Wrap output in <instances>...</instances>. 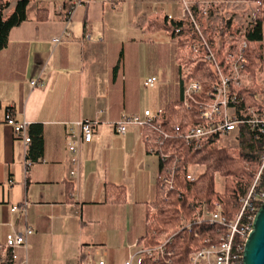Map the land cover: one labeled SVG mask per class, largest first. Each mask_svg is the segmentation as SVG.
I'll return each instance as SVG.
<instances>
[{
  "label": "crops",
  "instance_id": "1",
  "mask_svg": "<svg viewBox=\"0 0 264 264\" xmlns=\"http://www.w3.org/2000/svg\"><path fill=\"white\" fill-rule=\"evenodd\" d=\"M6 1L8 16L19 0ZM168 14L178 17V0H30L26 20L9 31L0 49V244L11 225L30 226L27 264H78L85 246L95 260L124 264L130 245L147 234L160 162L147 153L143 127L130 125L121 135L114 122L146 109L160 115L180 100L176 39L146 30ZM150 76L158 79L153 87L144 84ZM32 79L44 86L32 87ZM8 107L28 133L41 127L39 152L5 123ZM85 119L98 122L71 177L68 127ZM27 157L35 160L28 172ZM106 182L123 185L126 202H105ZM24 201L25 219L10 212Z\"/></svg>",
  "mask_w": 264,
  "mask_h": 264
},
{
  "label": "built area",
  "instance_id": "2",
  "mask_svg": "<svg viewBox=\"0 0 264 264\" xmlns=\"http://www.w3.org/2000/svg\"><path fill=\"white\" fill-rule=\"evenodd\" d=\"M251 3L248 0H178L179 15L176 20L188 21L197 38L196 42L189 45L182 61V92L179 101L186 109L197 110L200 122L190 124L185 130L178 123L173 124L169 130H162L156 123L159 115L149 109L144 110L141 116L122 114L114 122L115 132L121 135L126 134L130 125L150 127L155 131L159 137L147 149V153L158 157L159 162H166L169 157L161 151L159 145L172 136L183 138L195 149H204L211 144L226 147L220 140L227 137L261 144L260 165L247 193L240 198L239 210L233 219L228 220L219 201L211 205L203 202L195 208L194 216L182 221L178 231L172 235L151 230V237L147 239L153 237L155 242L146 244L138 240L132 243L124 264H135V261L143 258L170 264L174 257L171 247L173 238L192 225L216 226L221 231H217L215 239L218 242H215L214 237L201 236L200 231L190 230L194 238H202L203 245L189 252V264H242L245 241L252 230L255 214L264 200V61L254 67L253 71L249 69L251 51L247 30L256 20V10L240 13L234 7H246ZM167 18L175 19L172 14H168ZM260 31L258 42L264 45V20L260 24ZM58 41L59 38H55L53 42ZM198 63L210 66L216 78L211 83V89H206L201 81L192 76V69ZM157 81V77L150 76L144 84L153 87ZM30 85L41 87L44 82L32 79ZM4 121L11 127L15 137L22 139L25 146H28L31 141L28 124L25 121L17 122L10 107L5 111ZM97 122L95 119H85L68 127L67 149L70 153L71 177L79 174L80 146L91 141ZM34 162L31 158L25 159L26 172ZM166 173L168 176L165 183L172 189L175 166L167 167ZM188 178L193 181L195 176L189 172ZM27 205V201L12 205L10 212L20 213L25 219ZM148 225L152 226L153 223L148 222ZM32 233L33 229L28 225L22 228L11 225L4 243L0 244V261L3 264H27V240ZM81 256L84 258L82 264H105L102 257L94 259L91 246L83 247Z\"/></svg>",
  "mask_w": 264,
  "mask_h": 264
},
{
  "label": "trees",
  "instance_id": "3",
  "mask_svg": "<svg viewBox=\"0 0 264 264\" xmlns=\"http://www.w3.org/2000/svg\"><path fill=\"white\" fill-rule=\"evenodd\" d=\"M256 3V20L248 27L247 40L250 47V66L251 71L264 61L262 49L264 45L258 41L261 37L260 24L264 20V0H248ZM30 0H19L14 11L4 15L5 9L9 3L6 0H0V49H3L8 42L9 31L20 26L27 18L26 11ZM66 5V4H64ZM45 9L38 12L41 19L47 16ZM148 32L165 31L176 39L178 57L180 61L185 58L186 50L191 43L197 41L188 21L176 19H152L146 27ZM192 76L201 81L206 89H211V83L216 78L212 73L210 66L206 63H198L192 69ZM251 103V101H248ZM201 121L199 113L195 109H186L181 102H169L161 111L156 123L162 130H169L173 124H180L182 130L192 123ZM33 131L29 133L31 140L35 143L38 152L42 146V130L39 125H33ZM145 135L148 139L145 141L146 149L153 146L159 135L150 127H144ZM245 144V145H244ZM244 150L238 154L234 150L226 147H217L211 144L204 149H195L191 143L183 138L174 137L164 140L160 145L161 151L169 157L166 162L159 164L157 176L156 196L152 202L146 205V221L153 222L148 226L146 236L143 240L146 244L155 242L151 237L150 231L165 232L168 235L178 231L182 221L189 220L194 216V210L201 203L213 204L219 201L222 205L223 214L228 220H231L237 214L240 202L239 199L244 196L255 176V172L260 165V153L262 146L254 141H244ZM175 166L173 178V188L165 183L167 167ZM192 166H201L203 171L197 174L193 181L189 180V168ZM216 176L223 181V189H216ZM264 181V171H263ZM67 192L72 193V186L67 185ZM127 193L123 185H116L106 182L104 184V201L112 204H121L126 202ZM216 226H196L192 225L190 229H183L173 238L171 247L174 250V257L170 264H189L188 254L194 249H199L203 245L202 238H194L193 230L200 231L201 236L209 235L214 237L215 242L217 231H221ZM83 256L80 257L78 264L83 263ZM140 264H165L155 262L149 258H143Z\"/></svg>",
  "mask_w": 264,
  "mask_h": 264
},
{
  "label": "water",
  "instance_id": "4",
  "mask_svg": "<svg viewBox=\"0 0 264 264\" xmlns=\"http://www.w3.org/2000/svg\"><path fill=\"white\" fill-rule=\"evenodd\" d=\"M242 264H264V200L259 206L243 250Z\"/></svg>",
  "mask_w": 264,
  "mask_h": 264
},
{
  "label": "rangeland",
  "instance_id": "5",
  "mask_svg": "<svg viewBox=\"0 0 264 264\" xmlns=\"http://www.w3.org/2000/svg\"><path fill=\"white\" fill-rule=\"evenodd\" d=\"M236 8V10H238V12L242 13V11H248V10H252L255 9L256 7V3H251L250 6L247 5L245 6H234ZM244 14V13H243ZM221 144L226 146V148H229L231 150H234L235 153H239L241 150H244V145H243V140H236L233 139L232 137H227V138H223L220 140ZM203 171V167L201 166H192V168L190 169V172L193 176H196L197 174H199L200 172ZM216 189L218 191H221L223 189V181L219 176H216ZM240 202V199H239ZM153 223V222H152ZM165 233V232H162ZM0 264H3L2 261H0Z\"/></svg>",
  "mask_w": 264,
  "mask_h": 264
}]
</instances>
